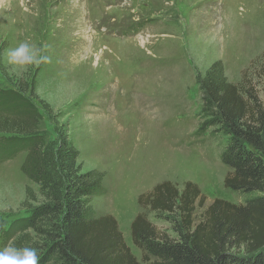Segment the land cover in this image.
Masks as SVG:
<instances>
[{"label": "rangeland", "instance_id": "rangeland-1", "mask_svg": "<svg viewBox=\"0 0 264 264\" xmlns=\"http://www.w3.org/2000/svg\"><path fill=\"white\" fill-rule=\"evenodd\" d=\"M24 41L46 46L48 61L10 64L8 50ZM216 62L227 83L250 86L264 105V0H0V91L33 102L47 141L64 131L81 172L102 179L105 193L90 207L113 217L139 264L147 263L131 242L137 214L176 238L165 215L137 206L156 184L194 183L206 206L245 201L223 187L227 136L198 133L209 120L201 81ZM22 157L0 160V249L26 247L4 233L42 202Z\"/></svg>", "mask_w": 264, "mask_h": 264}, {"label": "trees", "instance_id": "trees-1", "mask_svg": "<svg viewBox=\"0 0 264 264\" xmlns=\"http://www.w3.org/2000/svg\"><path fill=\"white\" fill-rule=\"evenodd\" d=\"M222 69L220 62L212 64L201 81L209 120L198 133L214 127L213 133L227 136L220 154L227 169L223 187L245 201L215 199L206 206L194 183L181 190L168 181L156 184L138 196L137 206L165 215L176 238L137 214L130 237L147 264H264V105L250 86L227 83ZM0 116L1 130L13 131L10 139L0 138V160L22 155L21 172L42 197L29 215L8 225L7 242L38 249L39 264H139L113 217L90 207L91 198L105 193L102 179L81 172L64 131L55 130L47 141L36 126L35 105L17 90L0 91Z\"/></svg>", "mask_w": 264, "mask_h": 264}, {"label": "clouds", "instance_id": "clouds-1", "mask_svg": "<svg viewBox=\"0 0 264 264\" xmlns=\"http://www.w3.org/2000/svg\"><path fill=\"white\" fill-rule=\"evenodd\" d=\"M45 50L46 46H36L24 41L8 50L7 59L10 64L15 66H39L49 59L43 54ZM0 264H39L38 249L6 246L0 249Z\"/></svg>", "mask_w": 264, "mask_h": 264}]
</instances>
